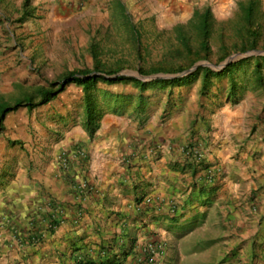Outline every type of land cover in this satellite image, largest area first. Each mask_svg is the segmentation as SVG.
Instances as JSON below:
<instances>
[{
    "label": "crops",
    "instance_id": "1",
    "mask_svg": "<svg viewBox=\"0 0 264 264\" xmlns=\"http://www.w3.org/2000/svg\"><path fill=\"white\" fill-rule=\"evenodd\" d=\"M61 1L0 0V109L22 102L0 125V264H150L149 246L162 249L154 264H231L246 234L264 230V89L237 102L228 77L208 93L201 80L99 82L105 113L90 135L82 86L31 105L94 62L88 25L103 7L90 22L77 0ZM238 1L169 12L186 22L193 4Z\"/></svg>",
    "mask_w": 264,
    "mask_h": 264
},
{
    "label": "trees",
    "instance_id": "2",
    "mask_svg": "<svg viewBox=\"0 0 264 264\" xmlns=\"http://www.w3.org/2000/svg\"><path fill=\"white\" fill-rule=\"evenodd\" d=\"M28 8V6H27ZM26 17V15H24ZM264 14L257 0L241 3L238 19L218 22L210 6L202 10L196 9L192 18L186 24L174 28V40L177 43L172 59L168 62L149 69L139 67L142 76L156 74L174 75L185 72L199 62L222 64L229 56L235 53H246L255 50H264ZM216 49V50H215ZM95 61L93 71L76 70L69 72L63 80L66 85L76 83L83 87L85 93L86 126L90 135H94L100 125L105 110L101 105L98 94V83H133L142 91L152 88H173L193 84L202 78V93L211 91L214 80L228 77L230 81V97L239 102L245 94L251 91L264 89V56H255L229 64L224 70L217 72L209 66H200L185 77L170 80L157 79L143 82L127 76H118L120 71L106 69L98 59L97 47H91ZM94 72L101 76L88 77ZM57 80L48 83V87L39 89L40 100L31 102L32 106H40L52 101L62 91L61 82ZM18 102L14 107L8 105L0 109V125L6 113L20 107Z\"/></svg>",
    "mask_w": 264,
    "mask_h": 264
},
{
    "label": "rangeland",
    "instance_id": "3",
    "mask_svg": "<svg viewBox=\"0 0 264 264\" xmlns=\"http://www.w3.org/2000/svg\"><path fill=\"white\" fill-rule=\"evenodd\" d=\"M5 1L12 3L14 0ZM52 1H57L58 5H64L60 0ZM180 1L77 0L76 5L80 8L86 7L89 10L85 18L89 19L90 22L94 20L93 17L95 15L90 16L89 13H94L95 9L103 7L102 13L106 15L104 16V20L98 22L94 29H91L90 25H88V32L91 31L93 33V37H91L92 46L95 45L97 47L98 59L105 66L104 68L119 69V73H124L139 72V67L146 69L154 66L158 67L160 64L172 59L177 45L174 40V28L189 21L179 22L177 18L178 11H175L173 14L169 12V9L172 11L178 10L181 7ZM187 1L190 3L195 0ZM249 1L239 0L229 11H225L224 7L220 12L212 9L213 15L218 22L238 19L240 4L248 3ZM257 1H259L261 11L264 14V0ZM74 4L72 2L71 5ZM208 6L213 8L211 5ZM205 7L207 6L200 3L196 6L194 4L191 6L193 14L196 9L202 10ZM191 8L186 9V11H190ZM10 17L12 18V22L10 23L13 27L17 16L11 14ZM95 20L97 21L98 19L96 18ZM212 65L219 66L213 63ZM94 66L95 61L90 68H85L84 70L93 71ZM93 74H96V72ZM199 80L202 82V78H199L194 83H197ZM259 225L258 231L247 233L244 240L240 241V247L241 245L245 246V250L243 254H240L238 259L231 260V258L236 256L230 251L227 258L231 260V264H234V262H236L235 264H264V230L261 229V224Z\"/></svg>",
    "mask_w": 264,
    "mask_h": 264
},
{
    "label": "water",
    "instance_id": "4",
    "mask_svg": "<svg viewBox=\"0 0 264 264\" xmlns=\"http://www.w3.org/2000/svg\"><path fill=\"white\" fill-rule=\"evenodd\" d=\"M255 56H264V50H255V51H251V52H246V53H235L231 56H229L222 64H220L219 66H214L209 62H199L197 64H195L192 68H190L189 70L179 73V74H174V75H168V74H156L153 76H142L139 74V72H124V73H119L115 76H112L113 78H116L118 76H127V77H133L136 79H139L143 82H150V81H155L157 79H164V80H170V79H175V78H182L185 76H188L192 73H194L198 67L200 66H209L211 67L214 71L220 72L222 70H224L229 64L237 62L239 60L242 59H246V58H250V57H255ZM92 76H101V74L96 73V74H91L88 77H92ZM66 85V82H62L61 86L62 88H64Z\"/></svg>",
    "mask_w": 264,
    "mask_h": 264
},
{
    "label": "built area",
    "instance_id": "5",
    "mask_svg": "<svg viewBox=\"0 0 264 264\" xmlns=\"http://www.w3.org/2000/svg\"><path fill=\"white\" fill-rule=\"evenodd\" d=\"M192 153L194 154L197 161L201 160V155H200L198 149L197 150L194 149ZM208 173L211 177L213 176V170L212 169H209ZM85 186L86 185H84V187ZM148 202H150V201L148 200ZM144 253L146 254V256H148V262L150 264H154L157 262V258L162 253V249L160 246H158V247L149 246V247L145 248Z\"/></svg>",
    "mask_w": 264,
    "mask_h": 264
}]
</instances>
